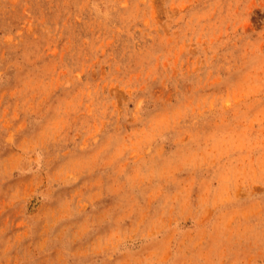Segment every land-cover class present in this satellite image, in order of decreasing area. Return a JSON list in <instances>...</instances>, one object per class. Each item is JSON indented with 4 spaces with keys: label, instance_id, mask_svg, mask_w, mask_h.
Here are the masks:
<instances>
[{
    "label": "rangeland",
    "instance_id": "374dc122",
    "mask_svg": "<svg viewBox=\"0 0 264 264\" xmlns=\"http://www.w3.org/2000/svg\"><path fill=\"white\" fill-rule=\"evenodd\" d=\"M0 264H264V0H0Z\"/></svg>",
    "mask_w": 264,
    "mask_h": 264
}]
</instances>
